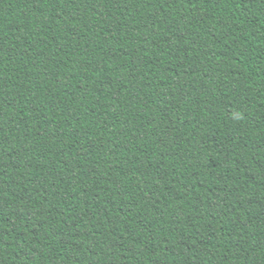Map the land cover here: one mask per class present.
<instances>
[{
  "label": "trees",
  "instance_id": "obj_1",
  "mask_svg": "<svg viewBox=\"0 0 264 264\" xmlns=\"http://www.w3.org/2000/svg\"><path fill=\"white\" fill-rule=\"evenodd\" d=\"M0 264H264V0H0Z\"/></svg>",
  "mask_w": 264,
  "mask_h": 264
}]
</instances>
